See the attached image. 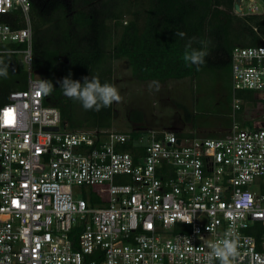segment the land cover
<instances>
[{
  "label": "built area",
  "instance_id": "obj_1",
  "mask_svg": "<svg viewBox=\"0 0 264 264\" xmlns=\"http://www.w3.org/2000/svg\"><path fill=\"white\" fill-rule=\"evenodd\" d=\"M246 6L264 15V0ZM30 12L31 0H0V54L28 72L0 106V264H208L197 229L210 241L231 229V264H264V41L231 53L232 117L241 90L261 106L243 126L78 128L40 90Z\"/></svg>",
  "mask_w": 264,
  "mask_h": 264
},
{
  "label": "trees",
  "instance_id": "obj_2",
  "mask_svg": "<svg viewBox=\"0 0 264 264\" xmlns=\"http://www.w3.org/2000/svg\"><path fill=\"white\" fill-rule=\"evenodd\" d=\"M235 4L236 0H31L33 68L52 82L48 103L58 107L72 127L83 123L111 127L113 104L98 112L85 110L79 101L63 94L57 81L71 73L81 83L82 77L95 76L102 84H112L111 62L123 57L132 64L134 76L142 79L162 82L214 70L225 71L231 78L232 49L264 41V15L239 16L233 13ZM14 25L21 27L24 22ZM46 34H53L51 41L46 42ZM190 40L191 48H187ZM193 49L208 53L203 64L185 62L186 52ZM0 62V66L9 65L7 78L0 77L1 106L11 91L27 87L28 72L17 68L18 54H0ZM238 96L258 106L253 92L241 90ZM130 120L142 127L144 113L132 110Z\"/></svg>",
  "mask_w": 264,
  "mask_h": 264
},
{
  "label": "rangeland",
  "instance_id": "obj_3",
  "mask_svg": "<svg viewBox=\"0 0 264 264\" xmlns=\"http://www.w3.org/2000/svg\"><path fill=\"white\" fill-rule=\"evenodd\" d=\"M239 3L241 10L235 9L233 13L243 16L248 10L247 0L243 3L240 0ZM125 19L129 20L130 17L126 16ZM52 37L53 34H46V42L51 41ZM116 40L117 37L113 42ZM62 60L65 62L66 59ZM110 66L112 84L122 97L119 103H113L111 127L125 130L136 128L137 125L130 120V114L132 110L139 109L145 117L143 126L215 137L227 133L235 124L243 126L261 116V106L245 101L242 110L236 113L235 118L232 117V100L229 101L231 78L225 71H203L195 77L158 82L135 77L133 66L125 57L112 60ZM17 68L27 71L22 55L18 56ZM33 73L42 78L40 69L33 68ZM84 113L83 109L81 114ZM76 127L97 126L83 123Z\"/></svg>",
  "mask_w": 264,
  "mask_h": 264
},
{
  "label": "clouds",
  "instance_id": "obj_4",
  "mask_svg": "<svg viewBox=\"0 0 264 264\" xmlns=\"http://www.w3.org/2000/svg\"><path fill=\"white\" fill-rule=\"evenodd\" d=\"M177 36L183 38L184 32H177ZM195 38H193L194 40ZM192 41H189L187 48H191ZM207 52L203 50L193 49L191 52H186L184 56L185 62H189L195 65L203 64L204 57L207 56ZM2 63V62H0ZM9 71V65L0 66V77L7 78ZM83 83L80 80L71 78V73L68 76L63 77L57 81L60 85V89L63 94L70 98L79 101L85 110L100 111L103 108H109L112 104L119 103L122 97L119 94L118 89L110 83H101L98 77L88 76L82 77ZM40 90L45 95H50L54 91V86L51 81L42 80ZM193 216L187 218L184 222L192 223ZM196 236L202 240L208 249V264H213V261L218 260L219 264H231L232 260L238 256L237 245L232 239L233 233L229 229L225 235V238L218 241L206 240L203 236H200L199 230H196Z\"/></svg>",
  "mask_w": 264,
  "mask_h": 264
},
{
  "label": "water",
  "instance_id": "obj_5",
  "mask_svg": "<svg viewBox=\"0 0 264 264\" xmlns=\"http://www.w3.org/2000/svg\"><path fill=\"white\" fill-rule=\"evenodd\" d=\"M240 0H236V4H235V6H236V9L237 10H241V8H240ZM56 129V128H55Z\"/></svg>",
  "mask_w": 264,
  "mask_h": 264
},
{
  "label": "crops",
  "instance_id": "obj_6",
  "mask_svg": "<svg viewBox=\"0 0 264 264\" xmlns=\"http://www.w3.org/2000/svg\"><path fill=\"white\" fill-rule=\"evenodd\" d=\"M224 128H225V127H224ZM225 129H227V127H226Z\"/></svg>",
  "mask_w": 264,
  "mask_h": 264
}]
</instances>
